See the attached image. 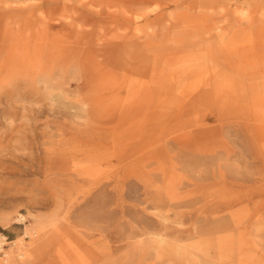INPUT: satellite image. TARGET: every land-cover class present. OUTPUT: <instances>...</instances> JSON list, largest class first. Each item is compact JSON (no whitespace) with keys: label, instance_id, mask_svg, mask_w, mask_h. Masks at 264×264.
<instances>
[{"label":"rangeland","instance_id":"374dc122","mask_svg":"<svg viewBox=\"0 0 264 264\" xmlns=\"http://www.w3.org/2000/svg\"><path fill=\"white\" fill-rule=\"evenodd\" d=\"M0 264H264V0H0Z\"/></svg>","mask_w":264,"mask_h":264},{"label":"bare ground","instance_id":"6f19581e","mask_svg":"<svg viewBox=\"0 0 264 264\" xmlns=\"http://www.w3.org/2000/svg\"><path fill=\"white\" fill-rule=\"evenodd\" d=\"M8 194H9V193H8ZM17 194H18V193H17ZM10 195H11V194H10ZM5 196H6V194H5ZM8 196H9V195H7V197H8ZM18 196H19V195H18ZM18 196H17V197H18ZM8 198H9V197H8ZM33 199H34V198H33ZM36 200H37V199H36ZM34 201H35V200H34ZM37 203H39V202H37ZM37 203H36V204H37ZM34 205H35V204H34ZM21 217H22V216H21ZM22 222H24V221H22ZM22 222H21V223H22ZM6 259H8V258H6ZM6 261H7V260H6Z\"/></svg>","mask_w":264,"mask_h":264}]
</instances>
